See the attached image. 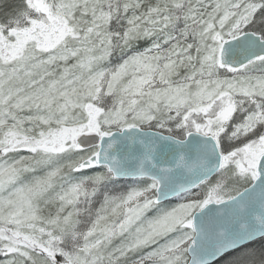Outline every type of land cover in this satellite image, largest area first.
<instances>
[{
    "label": "snow or ice",
    "instance_id": "obj_1",
    "mask_svg": "<svg viewBox=\"0 0 264 264\" xmlns=\"http://www.w3.org/2000/svg\"><path fill=\"white\" fill-rule=\"evenodd\" d=\"M0 264H264V0H0Z\"/></svg>",
    "mask_w": 264,
    "mask_h": 264
}]
</instances>
